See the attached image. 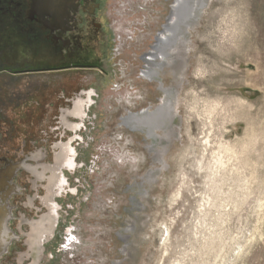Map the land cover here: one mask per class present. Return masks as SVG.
I'll use <instances>...</instances> for the list:
<instances>
[{
  "label": "rangeland",
  "instance_id": "374dc122",
  "mask_svg": "<svg viewBox=\"0 0 264 264\" xmlns=\"http://www.w3.org/2000/svg\"><path fill=\"white\" fill-rule=\"evenodd\" d=\"M184 1L146 80L148 43L112 57L104 0L96 122L47 264H264V0Z\"/></svg>",
  "mask_w": 264,
  "mask_h": 264
},
{
  "label": "flooded vegetation",
  "instance_id": "af4514ba",
  "mask_svg": "<svg viewBox=\"0 0 264 264\" xmlns=\"http://www.w3.org/2000/svg\"><path fill=\"white\" fill-rule=\"evenodd\" d=\"M104 3L0 0V264H47L78 193Z\"/></svg>",
  "mask_w": 264,
  "mask_h": 264
},
{
  "label": "built area",
  "instance_id": "2783aa9c",
  "mask_svg": "<svg viewBox=\"0 0 264 264\" xmlns=\"http://www.w3.org/2000/svg\"><path fill=\"white\" fill-rule=\"evenodd\" d=\"M179 3L180 0H112V3L107 8L110 29L113 31L111 38L112 57L121 59L126 48L148 43L150 49H147L146 56L139 57V60L142 61L139 77L151 80L156 71V66L165 62V59L172 51L170 43L173 38L170 35V31L166 30V26L170 22L175 8H178ZM166 6L168 14L163 17V10H165ZM161 16L163 17V22H161ZM173 21H176V18L172 19L171 23ZM157 22L159 25L161 24V28L157 33H154L152 32V26ZM162 46H164V49L161 48ZM151 56L152 60L147 62V58ZM131 59L134 60L132 57ZM117 67H119L118 71L114 69L116 78L123 79L122 76L127 75V72H125L126 68H124L121 61L118 62ZM124 80L122 82L126 84ZM112 88L115 91L119 90L121 88L120 81L118 82L117 80ZM132 97L133 95L129 96V98ZM63 238L61 249L73 253L72 249L79 244V235L76 232L75 225L66 230Z\"/></svg>",
  "mask_w": 264,
  "mask_h": 264
},
{
  "label": "bare ground",
  "instance_id": "6f19581e",
  "mask_svg": "<svg viewBox=\"0 0 264 264\" xmlns=\"http://www.w3.org/2000/svg\"><path fill=\"white\" fill-rule=\"evenodd\" d=\"M184 0H180V3H179V5H178V8H176V13H177V11H179L180 10V7L181 6H183V4H184ZM191 12V11H190ZM173 18V17H172ZM181 18V17H180ZM171 21V20H170ZM173 24V22L171 23V22H169V24L167 25L168 26V28L166 27V30H170V28H172V26L171 25ZM166 34V33H165ZM149 59V60H148ZM152 60V56L150 57V58H147V60L146 61H148V62H150ZM153 115H154V113H152ZM134 116V115H133ZM132 117V116H131ZM131 119V118H130ZM132 120V119H131ZM141 123V122H140Z\"/></svg>",
  "mask_w": 264,
  "mask_h": 264
},
{
  "label": "water",
  "instance_id": "95a60500",
  "mask_svg": "<svg viewBox=\"0 0 264 264\" xmlns=\"http://www.w3.org/2000/svg\"><path fill=\"white\" fill-rule=\"evenodd\" d=\"M137 114H142V112ZM154 118L155 117L153 115H145V119L150 121L149 124L147 125L148 127L151 126V121L154 120Z\"/></svg>",
  "mask_w": 264,
  "mask_h": 264
}]
</instances>
